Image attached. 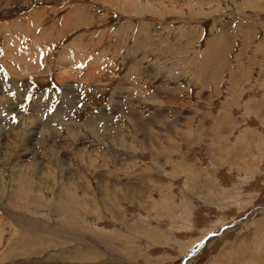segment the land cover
Here are the masks:
<instances>
[{"label": "rangeland", "instance_id": "374dc122", "mask_svg": "<svg viewBox=\"0 0 264 264\" xmlns=\"http://www.w3.org/2000/svg\"><path fill=\"white\" fill-rule=\"evenodd\" d=\"M0 232V264H264V0H0Z\"/></svg>", "mask_w": 264, "mask_h": 264}, {"label": "bare ground", "instance_id": "6f19581e", "mask_svg": "<svg viewBox=\"0 0 264 264\" xmlns=\"http://www.w3.org/2000/svg\"><path fill=\"white\" fill-rule=\"evenodd\" d=\"M220 50H221V49H220ZM239 56H240V55H239ZM66 58H67V57H66ZM194 58H195V57H194ZM64 59H65V58H64ZM72 60H73V59H72ZM63 62H64V61H63ZM7 63H8V62H7ZM13 64H14V63H13ZM235 65H236V64H235ZM66 75H67V74H66ZM261 109H262V108H261ZM59 122H60V121H59ZM127 122H128V121H127ZM128 124H129V123H128ZM129 125H130V124H129ZM207 125H208V124H207ZM34 126H35V125H34ZM29 129H31V128H29ZM35 133H36V132H35ZM130 134H131V133H130ZM73 136H74V135H73ZM165 136H166V135H165ZM108 141L111 142V141H113V140H108ZM111 143H112V142H111ZM52 144H53V143H52ZM107 144H108V143H107ZM125 144H126V143H125ZM128 145H129V144H128ZM12 146H13V145H12ZM206 148H207V147H206ZM78 153H80V157H81V155H83V154H82V151H77V154H78ZM25 155H26V154H25ZM85 155H86V154H85ZM74 158H76V157H74ZM88 160H89V159H88ZM88 160H87V161H88ZM80 161H81V160H80ZM84 164H86V163H84ZM112 168H113V167H112ZM177 168H178V167H177ZM178 169H179V168H178ZM12 170H13V169H12ZM32 170H33V169H32ZM62 172H63V171H62ZM15 174H16V173H15ZM63 174H64V173H63ZM24 177H25V176H24ZM62 177H63V176H62ZM72 178H73V177H72ZM18 179H19V178H18ZM74 179H75V178H74ZM68 180H69V179H68ZM15 182H16V181H15ZM67 182H68V181H67ZM25 183H26V182H25ZM40 183H42V182H40ZM65 183H66V182H65ZM68 183H69V182H68ZM68 183H67V184H68ZM239 183H240V182H239ZM22 184H23V183H22ZM70 184H71V183H70ZM51 185H52V184H51ZM23 186H24V185H23ZM65 186H66V184L64 185V187H65ZM78 186H79V185H78ZM19 187H21V186H19ZM24 187H25V186H24ZM51 187H52V186H51ZM59 187H60V186H59ZM67 188H68V187H67ZM103 188H104V187H103ZM65 189H66V188H65ZM72 189H73V188H72ZM17 190H18V189H17ZM18 191H19V190H18ZM54 193H55V192H54ZM70 193H71V192H70ZM10 194H11V193H10ZM66 194H67V193H66ZM62 195H63V194H57V200H58V201L61 199L60 197H61ZM113 195H114V194H113ZM66 196H67V195H66ZM124 196H125V195H124ZM32 197H33V196H32ZM11 198H12V197H11ZM59 198H60V199H59ZM104 198H105V197H104ZM34 199H35V198H34ZM54 201H55V200H54ZM54 201H53V202H54ZM32 203H33V202H32ZM36 203H37V202H36ZM58 203H59V202H58ZM37 205H38V204H37ZM52 205H53V204H52ZM54 205H55V204H54ZM57 208H58V207H57ZM54 209L56 210V207H55ZM59 215H60V214H59ZM75 215H76V214H75ZM45 227H46V226H45ZM64 229H65V227H64ZM72 229H73V227H72ZM67 230H68V229H67ZM260 230H261V229H260ZM1 231H2V230H1ZM258 231H259V230H258ZM23 232H24V231H23ZM71 232H72V231H71ZM71 232H70V233H71ZM0 233H1V232H0ZM256 233H258V232H256ZM54 234H55V233H54ZM260 234H261V233H260ZM38 235H39V234H38ZM22 236H23V234H22ZM257 236H258V235H257ZM45 237H46V236H45ZM81 237H82V236H81ZM51 238L53 239V237H51ZM256 238H257V237H256ZM259 238H260V236H259ZM42 239H43V237H42ZM49 239H50V238H49ZM52 239H51V240H52ZM57 239H58V238H57ZM33 240H35L33 237H30V236H29V237L24 236V237L21 238L20 240L16 241V245H17V244H23V246H24V245L27 246V244H29L30 242L32 243ZM240 240H241V239H240ZM254 240H255V239H254ZM257 240H258V238H257ZM40 241H41V240H40ZM55 241H56V239H55ZM263 242H264V241H263ZM12 243H14V242H12ZM35 243H36V242H35ZM35 243H34V241H33L32 244L35 245ZM245 243H246V242H245ZM256 243H257V242H256ZM86 244H87V243H86ZM254 244H255V243H254ZM30 245H31V244H30ZM249 245H250V244H249ZM252 245H253V244H252ZM256 245H258V244H256ZM14 246H15V245H14ZM31 246H32V245H31ZM243 246L245 247V245H243ZM258 247L260 248L259 245H258ZM262 247H263V246H262ZM38 248H39V247H38ZM41 248H42V247H41ZM53 248H54V247H53ZM246 248L248 249V247H246ZM246 248H245V250H247ZM259 248H258V249H259ZM263 248H264V247H263ZM250 249H251V248H250ZM261 249H262V248H261ZM25 250H26V249H25ZM93 250H94V249H93ZM240 250H241V249H240ZM245 250H244V251H245ZM263 250H264V249H263ZM22 251H23V250H22ZM71 251H73V250H71ZM84 251H85V250H84ZM247 251L249 252V250H247ZM247 251H246V253H248ZM237 252H238V251H237ZM235 253H236V252H235ZM240 253H242V252H240ZM260 253H261V252H260ZM263 253H264V252H263ZM14 254H15V253H14ZM34 254H35V253H34ZM111 254H112V253H111ZM232 254H233V253H232ZM236 254H237V253H236ZM30 256H31V255H30ZM234 256H235V255H234ZM235 257H237V256H235ZM241 257H243V255H242ZM245 257H246V256H245ZM69 258H70V257H69ZM232 258H233V257H232ZM237 258H238V257H237ZM259 258H260V259H259ZM233 259H234V258H233ZM262 259H263L262 256H259V255L256 256V254H255V260H256L257 262L255 261L254 263H258L259 261L261 262ZM237 260H238V259H237ZM237 260H235V261H237ZM243 260H244V259L242 258V261H243ZM238 261H239V260H238ZM263 261H264V260H263ZM239 262H240V261H239ZM260 262H259V264L262 263V262H261V263H260ZM237 264H238V262H237ZM251 264H253V263H251Z\"/></svg>", "mask_w": 264, "mask_h": 264}]
</instances>
